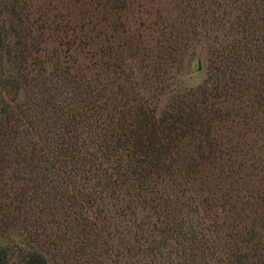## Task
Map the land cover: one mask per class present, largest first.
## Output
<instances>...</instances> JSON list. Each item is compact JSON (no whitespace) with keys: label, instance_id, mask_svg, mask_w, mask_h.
Segmentation results:
<instances>
[{"label":"trees","instance_id":"16d2710c","mask_svg":"<svg viewBox=\"0 0 264 264\" xmlns=\"http://www.w3.org/2000/svg\"><path fill=\"white\" fill-rule=\"evenodd\" d=\"M119 2L103 17V21L110 19L104 29L98 23L84 31L81 38L76 35L65 42L82 52L83 58L73 59L68 66H62L64 61L60 59L54 62L53 69H60V75L71 74L70 68L74 69L76 89L74 107L52 105L50 111L55 113L43 116L48 144L44 156L49 152L52 155L43 161V169L58 167L63 170L62 177L56 183L45 177L41 191L34 179L25 189L14 190L13 201L26 198L27 193L29 200L39 195L44 203L42 211L54 209L58 213L55 220L61 234L53 243L61 264H76L83 253L90 259L87 264L105 262L112 256L120 257L116 264H142L148 256L162 264L156 255L164 252L161 247L169 241L179 245L182 255L174 254L173 258L167 254L163 259L167 264H264V132L260 128L264 127V0L197 1L208 6L211 15L204 20L205 34H214L219 28L226 34L217 46H209L215 54V70L188 93L168 80L179 71L180 62L173 56L181 47L179 32L195 29L198 24L187 19L191 28L174 26L167 23L171 18L166 11H156L160 22L153 20L148 27L143 23L133 28L122 18L125 13L118 14L126 5L125 0ZM232 3H237L236 7L228 10ZM193 5L191 0L187 8L192 9L191 19L197 17ZM234 11L237 15L232 22L228 14ZM47 18H38L39 33L29 32L28 44L18 23L8 29L0 26L2 86L17 81L18 76L33 86L35 77L31 72L12 76L5 65L11 66L8 70L12 73L25 69L13 62H25L31 51L36 55L41 43L47 42L46 31L51 34L68 26L57 23L51 29L53 20ZM212 23L219 28L212 27ZM147 29L155 33L154 48L149 46ZM9 32L16 37L15 48L8 42ZM98 40L106 43L94 46ZM90 64L115 75L127 69L126 78L133 76V66L139 67L140 76L147 79L142 87L147 94L144 102H138L135 92L124 87L117 92L107 91L108 81L100 85L99 76L86 74ZM158 93L169 94L162 107L152 106L148 100ZM53 114L59 115L51 118ZM251 131L256 132L255 136L251 137ZM30 147L28 158L23 160L32 161L35 168L40 158L34 152L35 143ZM177 177L182 178L183 186L175 182ZM175 186L183 194L189 191V204L183 200L189 214L172 205L169 189ZM118 191L129 197V203L114 209L111 219V209L105 202L100 203L99 196L103 193L115 198ZM83 202L88 203L91 215H71L70 209L83 208ZM136 203L145 212L138 219L131 217L136 213L132 209ZM19 210V216L28 221L26 211ZM120 217L128 219L136 232L118 231L114 223L120 226ZM99 226L101 229H97ZM102 227L114 231L105 233ZM68 230L77 233L76 248L64 246L72 244L66 242ZM0 264L50 262L42 249L34 246L0 245Z\"/></svg>","mask_w":264,"mask_h":264},{"label":"rangeland","instance_id":"374dc122","mask_svg":"<svg viewBox=\"0 0 264 264\" xmlns=\"http://www.w3.org/2000/svg\"><path fill=\"white\" fill-rule=\"evenodd\" d=\"M119 1L121 0H0V26L8 29L11 24L14 26L18 23L23 28L27 44L30 41L29 32L31 34L39 33L38 25L40 21L37 20L40 16L48 17L47 20H49V18L53 20L50 26L51 29H53L57 23L68 25L62 28L64 31H53L51 34L50 31H46L45 37L47 38V42L41 43L39 46L40 51L37 52L36 55L31 51L30 56L25 62L16 60L13 62L16 65L26 67L25 69L20 68L18 73H12L8 70L11 66L6 63V72L10 75L13 74L12 76L31 72L35 77L32 87L26 85L21 76H18L17 81H14L12 84L9 83L5 86L0 84V245L22 246L23 248L34 246L37 249H42V252L46 255L50 264L63 263V261H61L62 259L56 256L58 250L53 243L57 241L58 236L61 234V231L57 229L55 220L58 213L55 212L54 209L42 211V206L44 205L42 196L37 195L35 199L29 200L27 193L26 198L18 199L16 202L13 201L12 195H14V190L19 191V188L23 186H25V189L28 186L26 184H30L34 179L39 184V191H41L43 185L45 188V177L52 180L53 183H56V180L62 177L61 172H63V170H58V167L47 168L46 170L43 169V161L48 156H52L50 152L46 157L44 156L48 144L45 139L46 128L44 127L43 116L45 113L47 115V113L52 112L50 111L52 105L56 107L64 106L65 108L67 106L74 107L76 89L73 78L74 74L72 73L74 69L70 68L71 74L62 73L60 75V69H53L54 62L60 59L64 61L62 66L63 64L68 66V64H73V59L83 58L84 54L82 52L77 51L72 45L66 46L65 42L74 38L76 35L81 38V34L84 31L90 30L91 26L97 25L98 23H100L98 27L104 29V26L108 24L110 19L108 21H103V17L106 15L107 11L113 9V6L120 4ZM188 1L190 2L191 0H125L126 5L124 9L118 11V14L121 16L125 13L122 18L127 20L133 28H140L143 23L148 27L153 20H155L156 23L160 22L161 20L156 17V11H161L160 13L162 14L166 11L167 13L165 14H168V17L171 19L165 22L174 26L181 25L182 28L189 27L190 23L187 19H190L193 25L195 23L198 24L195 29H190V31L181 30L179 32L178 39L181 43V47H177V51L173 54L180 62L179 71L168 80L169 83L171 82V84H174V87L184 89L183 92L185 93L192 92L193 89L203 83L208 72L215 70V54H211V47L209 46H211V44H216L217 46V42H222L226 34L225 31L221 30L213 23L212 27L219 28L213 31L217 34L214 33L209 35L210 31L205 34L203 29L204 20L211 16L208 11V6H202L197 4L198 0H192V3H195V5H193L195 10H193L197 14V17L191 19L189 15L192 9H187L189 5ZM206 1L210 3L211 0ZM237 3H232L228 10L235 8ZM138 10H144V13L141 11L138 12ZM114 11L116 10L112 12ZM236 15L237 11H234L230 15L228 14V19L233 22L236 19ZM184 20L185 22H183ZM146 32L150 34L148 37L149 46L154 48L156 42L153 36L155 33H152L149 29H147ZM106 33L109 34L111 32L106 31ZM236 38L239 39L240 36L237 35ZM15 41L16 37L9 32L8 42L11 44L12 48H15ZM229 41H232V39ZM101 43H106V41L98 40L94 46ZM182 44L185 45L182 46ZM86 48L88 47H85V49ZM150 54L155 55L152 53ZM33 55L35 58L33 57L32 59L31 57ZM34 60L39 61V63H35L34 65ZM43 61H46V65ZM198 62H200V69H198ZM44 66H46V69ZM139 70V67L133 66L130 70L133 76L130 75L126 78L124 73L129 72L127 69L122 74L115 75L103 69V67L95 69L90 64L86 74L92 78L94 76H99L101 80L100 85L105 86L108 81L109 87L107 91L117 92L124 87L135 92V97L138 99V102H144L143 100L147 97V94L142 90V87L147 79L140 76ZM46 71L47 75L45 74ZM28 76L31 77L30 75ZM15 82L17 83L15 84ZM16 85L17 87L18 85L20 86L18 91ZM150 91L153 93L152 90ZM161 94H156L152 99L148 98L152 106L154 104L160 105V107L163 106L169 94ZM58 115L59 114H53L51 118H56ZM241 127L244 126L241 125ZM260 128L264 132V127ZM241 131H243L242 128ZM251 133V137L256 134L255 131H251ZM49 135L51 136L52 133H49ZM230 136L234 139L233 133H230ZM244 138L250 140V137ZM31 143H35L34 152L36 151L40 158L35 168H33L32 161L28 162V160H23V158H28L29 156ZM39 147H42L41 152H37ZM17 151L18 154H16ZM32 155L34 156V154ZM175 176L178 175H174L173 177ZM181 180L182 178H175V182L180 181V186H183ZM92 185L93 184L90 183L89 187ZM178 188L180 187L175 186L169 189V199L173 202V206L177 205L184 214H189L183 200L187 201L189 204L188 198L190 197V193L186 191V193L183 194ZM118 193V197L115 198L107 194L103 195V193L102 196H99L100 203L105 202L107 208L111 209L108 214L111 219L114 216V209H120V206L124 203H129V197L124 195V192L118 191ZM20 208L23 212L26 211L28 221H25V217L23 219V215L19 216ZM132 209L136 212L131 216L132 218L138 219L140 215H144L145 213L142 210V205L139 203H136L135 207L132 205ZM190 209V211H192V208ZM70 211L73 216L81 212L91 215V208L88 206V203H84L83 208L81 206L72 207ZM173 212L176 214L175 210ZM110 218L109 220H111ZM116 220H118L117 216ZM121 220H123L122 217H120L119 221ZM105 224H107V222H105ZM114 224L118 226V231L122 228L123 233H134L137 230L133 227V224L128 223V219H124L120 226L116 223ZM102 228L104 232L106 231L105 233H112L114 231L112 227ZM97 229H101V226ZM69 235H71V237ZM65 236L68 237L66 242L71 241L72 243L69 246H67V244L64 245L65 248H76L79 242L76 231L68 230ZM80 237L85 240L82 235H80ZM164 248L161 247V250L164 251L163 253L156 255V258L158 257L157 259L162 260V264H167V262L163 260L167 257V254H170L173 258L182 255L179 245L171 241H169ZM174 254H176V256ZM53 257H56V259ZM112 258L115 260L114 264L121 260L120 257L114 259V256H112ZM112 258L106 259L105 262L96 260L94 264H113ZM79 259L80 262H73L76 264H87L86 261L90 260L85 253H83ZM125 262L126 261H122L123 264H126ZM156 263L160 264L155 261L152 256H148L142 261V264Z\"/></svg>","mask_w":264,"mask_h":264},{"label":"water","instance_id":"95a60500","mask_svg":"<svg viewBox=\"0 0 264 264\" xmlns=\"http://www.w3.org/2000/svg\"><path fill=\"white\" fill-rule=\"evenodd\" d=\"M198 69H200V62H198Z\"/></svg>","mask_w":264,"mask_h":264}]
</instances>
